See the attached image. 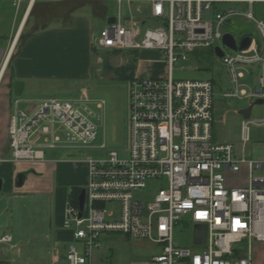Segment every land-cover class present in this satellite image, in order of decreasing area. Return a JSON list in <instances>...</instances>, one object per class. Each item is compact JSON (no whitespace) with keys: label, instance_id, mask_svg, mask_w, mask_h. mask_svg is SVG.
<instances>
[{"label":"built area","instance_id":"obj_1","mask_svg":"<svg viewBox=\"0 0 264 264\" xmlns=\"http://www.w3.org/2000/svg\"><path fill=\"white\" fill-rule=\"evenodd\" d=\"M115 1L116 21L101 29L98 47L107 53L157 50L167 73L136 74L130 81L128 153L120 156L113 150L103 159H84V207L71 202L66 209L65 226L76 225L66 254L69 264H91L107 231L158 245L160 252L151 264H254L256 244L264 243V156H247L246 144L250 126L264 125V117L243 121L240 151L234 143L214 142V80L176 79L174 73L175 65L193 52L219 45L235 87L224 97L264 99V20L254 11L264 0ZM124 1L128 17L122 13ZM135 2L150 5L145 24L154 22V27L144 28L135 18ZM231 3L244 7L217 9ZM238 17L257 24L261 42L253 38L248 49L225 52L224 26ZM255 66L260 68L258 84L240 86V79ZM89 100L86 93L76 102L47 98L22 110L15 99L8 124L12 155L0 162L44 160L45 148L91 147L98 128L86 105ZM98 105L103 109L105 101ZM109 202L119 205L118 214L104 207ZM181 224L192 225L191 244L186 234L177 232ZM197 225L207 226L204 244H194ZM12 241V235L0 238L2 243Z\"/></svg>","mask_w":264,"mask_h":264},{"label":"crops","instance_id":"obj_2","mask_svg":"<svg viewBox=\"0 0 264 264\" xmlns=\"http://www.w3.org/2000/svg\"><path fill=\"white\" fill-rule=\"evenodd\" d=\"M113 4L118 3L115 0H0V137L5 139L0 147V158L10 154L8 124L13 114V97L28 92L29 98L22 100L27 110L34 102L56 98L53 95L69 86L81 89L79 95H88V82L93 75L103 76L98 52L104 50L98 47L97 41L109 18L116 15L110 12ZM231 6L244 7V4H223L217 9ZM132 9L135 18L143 24L150 19L147 2H135ZM254 11L264 20V2L257 3ZM246 35L250 34L241 39ZM118 51L113 52L118 54ZM111 62L114 69L109 73L119 78V71L134 66L128 70L129 81L136 74L165 77L167 73L166 62L157 50H127L123 57L112 58ZM251 70V83L256 85L259 67ZM16 80L25 82L21 96L13 95ZM246 155L263 157L264 143L255 144L251 154ZM20 173H25L26 179L23 186L18 187L16 179ZM0 177L4 180L2 194L54 196L50 234L30 243L47 245L45 252L36 254L33 263L28 259L26 264H69L66 254L76 225L65 226L66 209L73 193L87 183L88 165L84 159L2 161ZM159 252L158 245L107 231L101 237V245L95 250L91 264H151L152 257Z\"/></svg>","mask_w":264,"mask_h":264},{"label":"rangeland","instance_id":"obj_3","mask_svg":"<svg viewBox=\"0 0 264 264\" xmlns=\"http://www.w3.org/2000/svg\"><path fill=\"white\" fill-rule=\"evenodd\" d=\"M118 4L111 5L110 12L117 13ZM122 13L124 17L129 16L127 3H122ZM101 23V22H100ZM156 24L150 22L145 28L154 27ZM225 32L232 33L239 41L245 34H250L253 38L261 42L257 24L244 17L234 18L224 26ZM97 40V39H96ZM224 46V45H223ZM225 52H231L230 48L224 46ZM127 50H119L118 54L109 51L110 58H121ZM203 60L199 63L194 55L188 60L180 61L175 65L174 76L176 79H207L212 78L215 84L214 94V127L213 141L234 143L240 151L243 146V121L245 118L240 110L248 107L254 102L248 98H226L224 93L234 90V85L228 71V67L223 63L222 57L214 55L210 50H204ZM185 67L184 71L180 67ZM258 73L260 74V68ZM253 73H247L240 79V86L250 83ZM89 102L88 108L93 112L91 119L97 125L98 135L91 147L80 149L68 148H45L46 159H103L110 151H117L120 156H125L130 148L131 121H130V81L125 76L107 73L103 76L94 74L88 82ZM81 90V89H80ZM80 90L76 87H65L60 93L55 94L61 100H71L76 102L80 97ZM26 92L21 97H13L20 100V109L25 110L27 104L22 100L29 98ZM104 100V108L98 106V102ZM14 113V108H13ZM264 117V106L256 104L253 107L251 120H262ZM5 139L0 137V147ZM264 143V125L252 124L250 126V141L246 144V154H251L254 145ZM105 144L104 148L100 146ZM12 155V152L10 151ZM5 191V189H4ZM0 193V238L3 235H12L11 243L0 242V264H26L28 259L34 261L36 254L45 252L47 245H31V241L45 239L50 234V219L55 210L54 196L44 194L17 195ZM73 205H77L78 196L73 198ZM109 211L114 210L119 213L117 203H106ZM192 225H178L177 232L188 236L189 244L191 239ZM246 245V242L243 243ZM23 257V259H18ZM26 260V262H25ZM2 261L4 263H2ZM23 261V262H22ZM254 264H264V245H257L254 250Z\"/></svg>","mask_w":264,"mask_h":264},{"label":"water","instance_id":"obj_4","mask_svg":"<svg viewBox=\"0 0 264 264\" xmlns=\"http://www.w3.org/2000/svg\"><path fill=\"white\" fill-rule=\"evenodd\" d=\"M116 21V16L113 15L109 18L108 24L114 23ZM222 42L224 45L229 47L232 50H246L249 48V46L252 43V37L250 35L244 36L240 43H238L236 37L230 33L226 32L223 36ZM215 53L217 56L222 57L224 55V51L221 46H216L215 47ZM98 56L101 59V73L102 74H107L111 72L114 69V66L111 62V58L109 54L106 51H99ZM24 86L25 82L22 80H16L13 85V95L14 96H21L24 91ZM259 104L263 105L264 104V99H256L252 104H250L248 107L243 108L240 110V113L245 119H249L252 115L253 107L254 105ZM26 179V174L25 173H20L16 179V185L18 187L23 186L24 182ZM4 186V180L2 177H0V192L3 190ZM85 198H86V190L83 187L80 190L79 196H78V202H79V207L82 210L84 207L85 203ZM206 234H207V226L206 225H197L194 228V244H204L206 241Z\"/></svg>","mask_w":264,"mask_h":264},{"label":"trees","instance_id":"obj_5","mask_svg":"<svg viewBox=\"0 0 264 264\" xmlns=\"http://www.w3.org/2000/svg\"><path fill=\"white\" fill-rule=\"evenodd\" d=\"M255 15H256V17L260 18V17H259L260 14H258V12H256ZM204 50H206V49H204ZM204 50H197V51L193 52V54H192V55H194V57L196 58V60H197L199 63H201L202 60H203V53L205 52ZM207 50H210V52H211L212 54L216 55V53H215V49H214L213 47L208 48ZM132 68H134V66L131 65V66L128 67V68L122 69L121 71H119L120 76H121V77H123V76L128 77V70H131ZM79 193H80V191H76V192L73 193V195H72V197H71V201H72V202L74 201L73 198L75 199L76 196H79Z\"/></svg>","mask_w":264,"mask_h":264}]
</instances>
